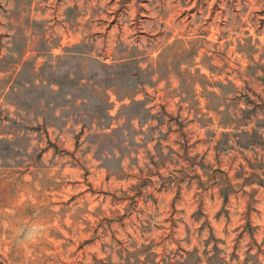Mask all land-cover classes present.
Listing matches in <instances>:
<instances>
[{"label": "rangeland", "instance_id": "1", "mask_svg": "<svg viewBox=\"0 0 264 264\" xmlns=\"http://www.w3.org/2000/svg\"><path fill=\"white\" fill-rule=\"evenodd\" d=\"M0 264H264V0H0Z\"/></svg>", "mask_w": 264, "mask_h": 264}]
</instances>
